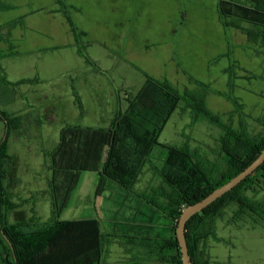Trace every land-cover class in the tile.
<instances>
[{
    "label": "rangeland",
    "instance_id": "374dc122",
    "mask_svg": "<svg viewBox=\"0 0 264 264\" xmlns=\"http://www.w3.org/2000/svg\"><path fill=\"white\" fill-rule=\"evenodd\" d=\"M4 1L12 9L0 16L1 23L18 19L24 22L13 33L19 38L14 42L15 50L20 54L34 52L29 57L32 65L17 68L31 81L20 88L21 96L17 98L21 109L25 107L31 114L28 131L24 135L18 132L9 141L11 156L18 161L19 185L13 192V200L21 205L19 210L26 218L51 220L52 172L45 155L59 145L61 131L67 126L108 128L116 115L124 113L117 112L108 127L104 120L96 119V111H101L97 103L109 91H104L105 87L95 90V102L83 94H80L82 102L79 97L74 101L69 95L72 86L79 90L80 78H88L90 85L118 83L119 78L113 80L114 73L106 71L120 61L125 50L126 54H132L133 58L128 59L135 66L129 70L121 61L116 68L118 77L131 72L133 77L145 78L144 85L147 77L167 81L181 94L187 92L203 99L206 109L234 131L245 130L252 136L262 132L259 119L264 117V46L250 43L241 31L221 24L219 0H131L129 4L127 0ZM38 18L47 22H35ZM29 25L36 28V33L30 32ZM77 32L85 36L77 39ZM74 37L77 55L67 46ZM87 58L104 75L94 80V75L84 74V70L94 66ZM13 62L4 64L9 72L11 68L15 71ZM9 75L12 78V73ZM134 86L137 84L132 80ZM123 89L126 88L118 91ZM140 90L133 88L130 96L127 90L119 94L130 104ZM10 98L11 90L0 92V108L8 113L14 108ZM223 135L220 127L181 103L160 134V145L148 157L151 164L142 167L132 191L110 183L104 187L105 193L98 194V174L83 173L61 219L69 222L96 219L102 231L111 236L163 238L170 222L148 202L157 199L154 192L168 189L160 176L169 153L164 147L187 148L204 166L221 174L226 169L221 147ZM3 138L6 139V134L1 125L0 142ZM247 195L264 202V189L257 195L251 191ZM171 199L176 200V194L169 189L158 200L170 203ZM235 210V206H230L216 220L220 241H208L207 259L211 264H264V222L248 217L242 222H233ZM149 218L151 222H146ZM9 219L12 224L17 221L14 214ZM69 236L74 237V232L66 238ZM111 239L114 247L107 246L101 264H137L136 257L143 258L141 248ZM55 252L54 249L45 255L53 254L56 258ZM47 263L44 257L36 262Z\"/></svg>",
    "mask_w": 264,
    "mask_h": 264
},
{
    "label": "trees",
    "instance_id": "16d2710c",
    "mask_svg": "<svg viewBox=\"0 0 264 264\" xmlns=\"http://www.w3.org/2000/svg\"><path fill=\"white\" fill-rule=\"evenodd\" d=\"M10 9L0 2V11ZM218 12L224 27L242 31L250 43L264 46V0H220ZM18 23L0 26V42L3 41L1 31ZM76 35L77 39L85 36L79 32ZM5 57L0 52V62ZM87 61L96 66L90 59L87 58ZM147 79L130 101L128 109L116 115L108 128L67 126L61 131L59 145L45 155L52 172L49 182L52 217L49 222L26 218L25 213L19 210L21 205L13 200V192L19 185L18 161L9 154V141L24 124L22 117L0 108V126L4 127L6 134V139L0 142V264H36L42 257L49 264H101L110 238L141 248L144 251L141 263L183 264L176 238V227L182 212L234 179L260 156L264 150V117L259 119L262 132L256 136L245 130L234 131L206 109L203 99H196L187 92L183 95L167 81ZM28 83L31 81L8 82L0 65V92L5 87ZM181 103H185L187 110L197 112V115L223 130L221 147L226 169L217 174L214 168L199 162L193 151L164 147L169 153L160 176L168 189L154 192L157 199L148 202L170 222L163 238L111 236L102 231L96 219L82 222L61 219L71 204L83 173L98 174V194L105 193L104 187L110 183L132 191L142 167L151 164L148 157L160 145V134ZM235 105L240 109L237 101ZM169 189L176 194V200L160 202L158 199ZM263 189L264 165L188 222L186 237L193 264H211L205 253L207 243L210 239L220 241L216 220L230 206L236 207L233 222H242L247 217L264 222V202L247 195L249 191L257 195ZM12 214L17 217L15 224L10 223L9 216ZM146 222H151V218ZM73 232L74 237L66 238ZM64 238L67 242H60ZM54 249L57 251L54 253L56 258L53 254L45 255Z\"/></svg>",
    "mask_w": 264,
    "mask_h": 264
},
{
    "label": "crops",
    "instance_id": "0c3cea01",
    "mask_svg": "<svg viewBox=\"0 0 264 264\" xmlns=\"http://www.w3.org/2000/svg\"><path fill=\"white\" fill-rule=\"evenodd\" d=\"M0 2L9 6L4 0H0ZM130 2H132V1L127 0L128 4ZM219 2H220V0H219ZM218 6H219V4H218ZM10 10L0 11V16L4 15L5 13L10 12ZM218 11H219V7H218ZM12 22H19V23L13 28L7 27L3 31H1V34H2L1 36L3 38V41L0 42V52L2 54H4L6 57L0 62V65L4 70L7 81L14 84V83H17V82H20L23 80H27L28 77H25L23 75L24 73H21L19 70H17V68L19 69V68H24L26 66H30V64L32 65L33 62H30L29 57H31L34 52L33 51H26L25 53L20 54L15 50L16 47H14V42L16 43L17 41H19V38H18V36H16L13 33H15V30L18 27L23 26L24 22H22L21 19L10 21V22H5V23H1V21H0V26H5V25H8ZM35 22H47V21H45V19H43V18H38L37 20H35ZM66 22H68V21H66ZM29 26L30 27L28 29H30V32L36 33V28L32 25H29ZM243 34L247 37V35L245 33H243ZM71 35L73 36V34H71ZM22 38L23 37H21V39ZM75 41L76 40L74 37L72 39V41H70L67 46L72 48L75 55H77L76 54L77 49H75ZM125 51H124L123 57L119 58L120 61H118V63L116 65H113L112 67H110V69H107V71H106L108 74L114 73L113 80L119 78L118 83H116V81L113 82V84H110V82H108L106 84L107 86L106 85L103 86L100 84L98 85V83L96 81H94L97 84H91L90 85L88 78H80V82H79L80 84H78L79 90H77L75 86H72L73 89H70V95L69 96H72V100L76 101V97H79L80 100L81 99L83 100V96H86L89 98V100H92L94 102L96 99L95 95H94L95 90L97 91L98 89H102L103 87H105L104 91L109 90L106 94L107 96L104 95L105 97L102 98L101 102L97 103L98 106L101 107V111H96V115H95L96 119L104 120L107 127L109 126V124L111 123L113 117L115 116V114L117 112H119V111L125 112L127 110V108L129 107L128 102L126 100H124V98L122 97L121 94H119V92H122L123 90H127V95H129V96L133 95L132 93H130V90H132L133 88L134 89L137 88V90L138 89L140 90L146 81L145 78H143V80H142V78H141L142 76H135V77L131 76V72H129V75L127 72V74L124 73L122 75V77L121 76L118 77V74L116 72L117 71L116 68H118V66L121 65V61L124 62V64L128 67L129 70L134 69L133 66H135V65H131L132 63L128 59V58H131V59L133 58L132 54L128 55V54H126ZM121 59H123V60H121ZM12 60L14 61L12 65L15 67V71L12 68L10 69V72L12 73V78H11L9 75V74H11L9 72V68L8 67L5 68L4 64L6 61H12ZM63 64H65V60L63 61ZM95 65H96V63H95ZM83 73L87 74V75H94L95 76L94 80L97 78V76L104 75L102 73V69L100 67H98L97 65L95 67L94 66L89 67L88 69L84 70ZM140 73L142 74L141 70H140ZM140 73H139V75H141ZM116 74H117V76H116ZM132 80H134L136 82L137 86L132 87ZM25 85H21L18 87H5L6 90H11V98L9 99V102L14 107L13 111L9 114L22 117L23 124H24L23 128L20 131L14 132L11 137H15L18 132H20L23 135L27 134V131H28L29 120H30L31 114L29 113V109H27L25 107H24V109H21V106H20L21 103H19L17 101V98H19L21 96L20 95V88L24 87ZM121 88H126V89L118 91ZM80 94H83V96H81ZM127 95H126V97H127ZM82 100H81V102H82ZM80 116H81V114H80ZM40 123H41V121H40ZM47 123H50L49 119H47ZM88 127H93V128L99 127L100 128V126H93V125H90ZM102 128H105V127H102ZM9 154L11 155L10 145H9ZM113 247H114V244L111 243L109 245V248H113ZM136 258L137 259L135 260V262L137 264H141V257L139 256V258H138V256H137Z\"/></svg>",
    "mask_w": 264,
    "mask_h": 264
},
{
    "label": "water",
    "instance_id": "95a60500",
    "mask_svg": "<svg viewBox=\"0 0 264 264\" xmlns=\"http://www.w3.org/2000/svg\"><path fill=\"white\" fill-rule=\"evenodd\" d=\"M262 165H264V150L250 166H248L243 172H241L234 179H232L222 187L213 191L209 196H207L202 201L196 204L189 205L184 209L178 220V224L176 227V238L179 243L183 264H193L192 258L189 253V247L187 244V237H186V228L188 222L194 216L202 213L213 203L217 202L220 198L233 191L243 181H245L248 177L253 175Z\"/></svg>",
    "mask_w": 264,
    "mask_h": 264
}]
</instances>
